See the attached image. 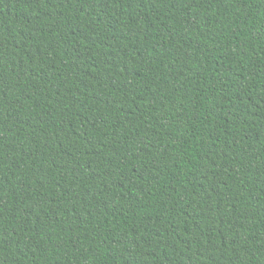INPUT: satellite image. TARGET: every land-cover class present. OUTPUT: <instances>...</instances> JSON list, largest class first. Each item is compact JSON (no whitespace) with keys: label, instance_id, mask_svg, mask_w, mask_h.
<instances>
[{"label":"trees","instance_id":"16d2710c","mask_svg":"<svg viewBox=\"0 0 264 264\" xmlns=\"http://www.w3.org/2000/svg\"><path fill=\"white\" fill-rule=\"evenodd\" d=\"M0 264H264V0H0Z\"/></svg>","mask_w":264,"mask_h":264}]
</instances>
